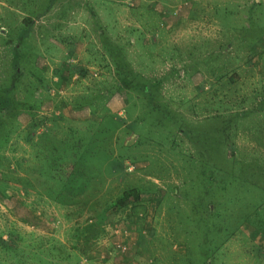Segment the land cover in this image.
<instances>
[{"label": "rangeland", "instance_id": "1", "mask_svg": "<svg viewBox=\"0 0 264 264\" xmlns=\"http://www.w3.org/2000/svg\"><path fill=\"white\" fill-rule=\"evenodd\" d=\"M255 1L0 0V264H264Z\"/></svg>", "mask_w": 264, "mask_h": 264}, {"label": "crops", "instance_id": "2", "mask_svg": "<svg viewBox=\"0 0 264 264\" xmlns=\"http://www.w3.org/2000/svg\"><path fill=\"white\" fill-rule=\"evenodd\" d=\"M255 4L257 5V6H263V3L260 1V0H258V1H255ZM259 4H261V5H259ZM243 6V5H242ZM235 20V19H234ZM246 23V27L248 26V21L246 20L245 22H244V24ZM243 26V25H242ZM241 26H238V25H236V23H235V25L230 29V32H232L233 33V37H235V38H241V41H242V45H241V48H243L244 47V44L246 43V41H247V36L246 35H241V34H239V30H238V28H240ZM236 32V33H235ZM199 35H197V37H198ZM202 38H205V37H202ZM207 38H210V35H208V37ZM221 38L222 37H220V35H218L217 36V40H219V42H220V40H221ZM234 48V50L237 48V47H233ZM241 48H239V49H241ZM243 50V49H242ZM241 54H243V55H245L246 53L244 52V51H241L240 52ZM262 81L264 82V80H263V78H262ZM176 100H179V99H175L174 100V102H176V105H178L177 104V102L178 101H176ZM181 100H183V99H181ZM231 102L233 103H237V101H235L234 99H232L231 100ZM258 110H264V107L263 108H258ZM235 134V133H234ZM135 231H134V229L133 228H131V229H129V236H127V237H123V238H119V240H123L125 243H127L128 245H129V248H131V249H133L134 251L136 250H138L139 248H137V237H135L134 236V233ZM112 239V242H110V240H109V243L110 244H112V245H115V243L117 242V239H118V237L116 236V237H113V238H111ZM116 241V242H115ZM119 255H120V253L122 254V252L121 251H119V250H117L116 251ZM134 253V252H133ZM136 255L137 254H133V257L135 256L136 257ZM75 256V252H72V259H76V256ZM85 257V256H84ZM83 257V259H81V261L82 262H84V263H89L90 261H91V258L90 257H85L84 258ZM120 257V256H119ZM81 258V257H80ZM122 258V257H121ZM131 258V257H130ZM95 259H99V261H101V262H104V263H106V262H108L109 260H111L110 258L109 259H107V257L105 256V254H101V255H99L97 258H95ZM128 259H126V261H127ZM149 264H152V260H150V262H148Z\"/></svg>", "mask_w": 264, "mask_h": 264}, {"label": "built area", "instance_id": "3", "mask_svg": "<svg viewBox=\"0 0 264 264\" xmlns=\"http://www.w3.org/2000/svg\"><path fill=\"white\" fill-rule=\"evenodd\" d=\"M113 237H118L117 242L115 243L114 248L116 250H119L121 252H124L127 248H129V245L125 243L123 240H119V238L127 237L129 236V229L126 225H117L112 229Z\"/></svg>", "mask_w": 264, "mask_h": 264}, {"label": "trees", "instance_id": "4", "mask_svg": "<svg viewBox=\"0 0 264 264\" xmlns=\"http://www.w3.org/2000/svg\"><path fill=\"white\" fill-rule=\"evenodd\" d=\"M105 50L109 53V48H106L105 47ZM16 66H18V63L15 64ZM129 196H134L136 199L139 197V193H135L134 190H130V191H127V192H124L121 199H128Z\"/></svg>", "mask_w": 264, "mask_h": 264}]
</instances>
